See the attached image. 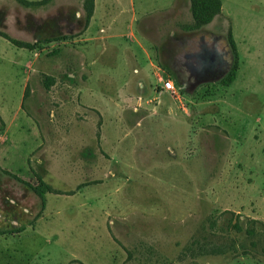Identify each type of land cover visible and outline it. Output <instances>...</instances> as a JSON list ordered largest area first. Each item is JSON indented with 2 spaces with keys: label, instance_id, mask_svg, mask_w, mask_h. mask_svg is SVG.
Instances as JSON below:
<instances>
[{
  "label": "rangeland",
  "instance_id": "374dc122",
  "mask_svg": "<svg viewBox=\"0 0 264 264\" xmlns=\"http://www.w3.org/2000/svg\"><path fill=\"white\" fill-rule=\"evenodd\" d=\"M86 1L0 0V264H264V0Z\"/></svg>",
  "mask_w": 264,
  "mask_h": 264
},
{
  "label": "trees",
  "instance_id": "16d2710c",
  "mask_svg": "<svg viewBox=\"0 0 264 264\" xmlns=\"http://www.w3.org/2000/svg\"><path fill=\"white\" fill-rule=\"evenodd\" d=\"M19 3L26 7H40L46 5L51 0H41L37 2H27L24 0H17ZM94 0H87L84 5V12H85V23H88L92 13H93V4ZM189 10L192 17V24L185 27L187 31H194L198 30L199 28L209 24L216 16H218L221 12V1L220 0H189ZM228 41L229 45L232 49L235 59L234 70H237V53L235 49L234 42L232 40V36L228 34ZM230 81H233V77L230 78ZM229 81V82H230ZM27 88L24 91L23 99L27 96ZM35 193L39 196L42 200V194L35 191ZM212 254H221L223 253L219 247L214 249H210L209 252Z\"/></svg>",
  "mask_w": 264,
  "mask_h": 264
},
{
  "label": "crops",
  "instance_id": "0c3cea01",
  "mask_svg": "<svg viewBox=\"0 0 264 264\" xmlns=\"http://www.w3.org/2000/svg\"><path fill=\"white\" fill-rule=\"evenodd\" d=\"M131 15H130V18H131V21H133L135 19L136 15L134 14V12H132ZM143 51H145V50L143 49ZM133 53L134 54H132V56H131V59L134 62V66L132 68V73H133V75L136 76V80H141V81L146 82V80L148 79V75L146 76L144 74V72H145L144 71V66L138 64L137 55H136V52L134 50H133ZM145 55H147L146 51H145ZM148 66H149L150 69H152V66L151 65H148ZM137 74H139V75H137ZM139 83H142V82H139ZM164 91H166V90H164Z\"/></svg>",
  "mask_w": 264,
  "mask_h": 264
},
{
  "label": "built area",
  "instance_id": "2783aa9c",
  "mask_svg": "<svg viewBox=\"0 0 264 264\" xmlns=\"http://www.w3.org/2000/svg\"><path fill=\"white\" fill-rule=\"evenodd\" d=\"M163 88H164V90L169 91V90H171L172 85H171V83H170L169 81H167V82L163 85Z\"/></svg>",
  "mask_w": 264,
  "mask_h": 264
}]
</instances>
